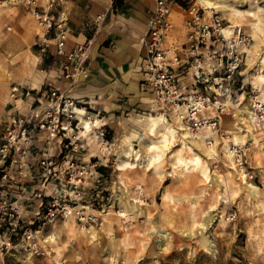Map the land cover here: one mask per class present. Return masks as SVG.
Returning a JSON list of instances; mask_svg holds the SVG:
<instances>
[{"label": "rangeland", "instance_id": "374dc122", "mask_svg": "<svg viewBox=\"0 0 264 264\" xmlns=\"http://www.w3.org/2000/svg\"><path fill=\"white\" fill-rule=\"evenodd\" d=\"M70 1L79 12L92 5L89 0H60L59 8L68 19ZM194 1L207 17L211 11ZM174 2L187 6L186 0ZM225 2L244 10L241 16H232L229 10L214 9L223 17V26L236 25L227 38L246 36L249 42L230 99L221 110L210 107L203 113H218L214 135L200 146L189 137L183 145L178 132L156 170L142 162L120 170L118 162L125 158L122 152L127 141L143 156L150 138L162 136V124L154 135L147 124L148 116L162 112L158 102L151 95L148 106H87L91 119H107L100 124L110 142L107 149H101L97 137L87 142L79 136L80 160L96 161L94 176L86 178L81 187L85 194L79 198L80 204L95 203L87 209L93 218L82 221L72 212L38 220L26 212L31 233L17 236L13 246L0 255V264H264V78L255 73L259 66L264 68V0ZM176 19L182 26V11ZM37 33L23 0H0V135L16 108L27 111L25 99L14 102L10 98L11 86L30 88L37 81L32 89L43 88L44 77L54 73V58L39 50ZM214 48L197 49V59L185 64L180 74L183 89L213 93L220 76L211 52ZM248 109L255 114L249 122L252 131L247 127ZM165 118L173 123L176 117L166 113ZM234 128L240 137L237 142L232 141ZM225 143L234 150L232 156ZM209 145L214 155L207 154ZM187 146L200 154L202 166L182 172L173 163L174 154L182 149L185 157L191 156ZM68 215L74 221L66 223ZM51 233L55 242L46 240Z\"/></svg>", "mask_w": 264, "mask_h": 264}, {"label": "built area", "instance_id": "2783aa9c", "mask_svg": "<svg viewBox=\"0 0 264 264\" xmlns=\"http://www.w3.org/2000/svg\"><path fill=\"white\" fill-rule=\"evenodd\" d=\"M155 0L141 39L142 82L158 102L162 113H173L193 129L210 126L215 129L219 115L203 114L208 108L222 109L231 97V85L242 62L248 37L227 38L224 19L212 10L205 17L204 9L194 0H186L181 41L167 39L174 27L170 3ZM38 27L39 50L58 57L61 77L73 85L87 76L88 49L91 39L66 47L71 28L60 0H23ZM102 17L101 15L97 16ZM212 49L215 70L220 74L212 94L183 89L180 74L185 64L197 59V49ZM219 46V47H218ZM196 77L199 74L196 73ZM10 98L27 104V111L16 108L0 135V255L7 252L17 236H29L26 212L38 220H46L75 212L82 221L92 219L87 211L94 202L79 203L87 177H93L95 162L79 158L78 99L66 89L45 86L27 88L14 84ZM223 99V100H222ZM86 117H89L86 113ZM95 135L101 149L110 146L100 125ZM79 195L72 197V195ZM85 201L84 199H82ZM95 200V198H93ZM76 204V205H75Z\"/></svg>", "mask_w": 264, "mask_h": 264}, {"label": "crops", "instance_id": "0c3cea01", "mask_svg": "<svg viewBox=\"0 0 264 264\" xmlns=\"http://www.w3.org/2000/svg\"><path fill=\"white\" fill-rule=\"evenodd\" d=\"M89 2L92 4L90 9L79 12L78 5L70 1L67 4L69 19L66 16L71 28L67 48L91 39L87 76L70 86L68 80L61 77L58 57L52 56L54 73L47 74L41 84L66 89L69 95L78 99V104L85 110L87 106L91 108L148 106L152 94L142 82L144 74L141 63L143 54L141 39L146 32L148 17L154 8L155 0H89ZM173 2L170 3L169 10L174 27L170 36L165 39L167 43L183 39L184 29L176 18L180 11L182 19L184 18V7L174 2L177 9H180L178 11L174 8ZM98 15L102 17L98 18ZM31 85L33 87L30 88H34L37 81H33ZM98 119L101 124L107 122L106 118Z\"/></svg>", "mask_w": 264, "mask_h": 264}, {"label": "bare ground", "instance_id": "6f19581e", "mask_svg": "<svg viewBox=\"0 0 264 264\" xmlns=\"http://www.w3.org/2000/svg\"><path fill=\"white\" fill-rule=\"evenodd\" d=\"M198 1L201 4H203L204 7L208 9V11H212V9L213 10L214 9L229 10V13L232 14V16H241V14L244 12V10L239 7L226 4L225 0H217L215 2L214 0L213 1L198 0ZM234 26L236 25L228 24L223 27L222 31L226 37L232 36V31L234 29ZM255 73H257L259 78H264V68H261L259 66ZM76 111H77V115L79 118V127H80L79 136H83L85 139H87V142H90L91 140L96 139L95 128L100 126L99 125L100 119L98 118L91 119L90 117H86L85 116L86 110L82 106H77ZM247 115H248L247 127H248V130L252 131L253 126H251L249 122L255 119L254 111L248 109ZM147 120H148L147 124L149 126L148 129L150 131L149 133H151L152 135L155 134L159 125L161 124L163 125L162 136L156 139L150 138V143L148 145V151L143 156H140L137 150L132 147L131 143L127 141L126 147L123 149V152H122L123 153L122 155L125 158H121L120 161L118 162V168L120 170L133 169L140 162H142L143 165L146 166L147 168L150 167L156 170L159 164L162 162V158H163V154L165 150L169 147V144L173 141L174 137L177 135L178 132H180L181 133L180 135L183 136V139L181 140V143H183V145H186V138L189 137V138H192V140L197 145L200 146L206 143L205 141L208 137L214 135V132L212 131L210 126L199 127L197 128V131L195 132V134H192L191 131L189 130L190 127L187 126L182 121H180L179 118H175V121L173 123L167 122L165 115L162 112H159L156 115L148 116ZM239 138H240L239 133L234 128L232 141L237 142ZM186 148L192 153L191 156L189 155L188 157H185L186 155L184 156L182 154V149H179L176 151L174 150L175 154H174L173 163L176 166L180 167L182 172L190 171L192 169L202 166V158L200 154L194 151L191 146H187ZM206 148H207V154L214 155L215 150L213 146L209 145V146H206ZM225 149H227L228 151V156H232L231 154L234 152V150L230 149L228 143H225ZM140 159L142 160L140 161ZM172 171L174 172V170ZM121 187L124 188V185H121L120 188ZM119 192L120 194L124 193L122 189L119 190ZM70 221H74L73 216L72 215L66 216L65 222L69 223ZM46 240L55 242L56 236L51 233L47 236Z\"/></svg>", "mask_w": 264, "mask_h": 264}, {"label": "trees", "instance_id": "16d2710c", "mask_svg": "<svg viewBox=\"0 0 264 264\" xmlns=\"http://www.w3.org/2000/svg\"><path fill=\"white\" fill-rule=\"evenodd\" d=\"M181 2H182V1H180V4H182Z\"/></svg>", "mask_w": 264, "mask_h": 264}]
</instances>
